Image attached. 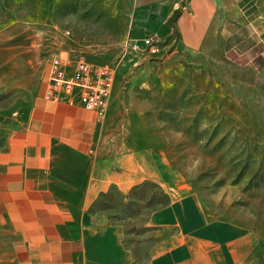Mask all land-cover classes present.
Wrapping results in <instances>:
<instances>
[{"label": "rangeland", "instance_id": "obj_1", "mask_svg": "<svg viewBox=\"0 0 264 264\" xmlns=\"http://www.w3.org/2000/svg\"><path fill=\"white\" fill-rule=\"evenodd\" d=\"M134 9L135 0H0V149L44 95L55 55L119 65L87 167L73 179L91 261L147 264L171 245L154 216L177 198L207 225L250 237L246 264H264L260 30L226 40L216 27L199 49L159 34L166 47L156 56L141 45L152 30L134 28ZM15 242L0 222V264H22Z\"/></svg>", "mask_w": 264, "mask_h": 264}, {"label": "crops", "instance_id": "obj_2", "mask_svg": "<svg viewBox=\"0 0 264 264\" xmlns=\"http://www.w3.org/2000/svg\"><path fill=\"white\" fill-rule=\"evenodd\" d=\"M223 8L229 17H221ZM132 23L191 49L201 48L216 27L226 40H235L242 29H259L264 58L260 0H135ZM100 127L95 113L43 95L25 126L11 132L0 149V222L15 236L22 264H95L73 179L87 167ZM154 223L170 230L172 241L147 264H246L256 246L224 225H207L177 198L157 210Z\"/></svg>", "mask_w": 264, "mask_h": 264}, {"label": "built area", "instance_id": "obj_3", "mask_svg": "<svg viewBox=\"0 0 264 264\" xmlns=\"http://www.w3.org/2000/svg\"><path fill=\"white\" fill-rule=\"evenodd\" d=\"M164 39L155 32L147 33L141 45L152 55H160ZM119 65L101 64L82 55L62 53L49 64L44 98L71 106H81L103 120L115 91Z\"/></svg>", "mask_w": 264, "mask_h": 264}, {"label": "trees", "instance_id": "obj_4", "mask_svg": "<svg viewBox=\"0 0 264 264\" xmlns=\"http://www.w3.org/2000/svg\"><path fill=\"white\" fill-rule=\"evenodd\" d=\"M180 14V11L179 10H177L174 14H173V16L169 19V23L171 24V25H174V21H175V19L177 18V16ZM175 33H177V31L175 30ZM263 57H257L256 59H255V61H259V59H262Z\"/></svg>", "mask_w": 264, "mask_h": 264}]
</instances>
